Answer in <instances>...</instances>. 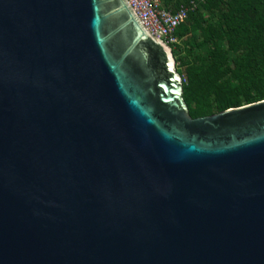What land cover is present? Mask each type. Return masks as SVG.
I'll list each match as a JSON object with an SVG mask.
<instances>
[{
	"label": "water",
	"instance_id": "95a60500",
	"mask_svg": "<svg viewBox=\"0 0 264 264\" xmlns=\"http://www.w3.org/2000/svg\"><path fill=\"white\" fill-rule=\"evenodd\" d=\"M0 264H264V100L191 118L126 0H0Z\"/></svg>",
	"mask_w": 264,
	"mask_h": 264
},
{
	"label": "trees",
	"instance_id": "16d2710c",
	"mask_svg": "<svg viewBox=\"0 0 264 264\" xmlns=\"http://www.w3.org/2000/svg\"><path fill=\"white\" fill-rule=\"evenodd\" d=\"M197 8L171 46L191 118L264 100V0H162L176 11Z\"/></svg>",
	"mask_w": 264,
	"mask_h": 264
},
{
	"label": "built area",
	"instance_id": "2783aa9c",
	"mask_svg": "<svg viewBox=\"0 0 264 264\" xmlns=\"http://www.w3.org/2000/svg\"><path fill=\"white\" fill-rule=\"evenodd\" d=\"M126 2L145 31L170 48L179 44L180 40L175 36L177 28L198 6L190 1L176 11H171L163 8L162 0H126Z\"/></svg>",
	"mask_w": 264,
	"mask_h": 264
}]
</instances>
